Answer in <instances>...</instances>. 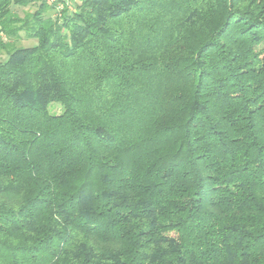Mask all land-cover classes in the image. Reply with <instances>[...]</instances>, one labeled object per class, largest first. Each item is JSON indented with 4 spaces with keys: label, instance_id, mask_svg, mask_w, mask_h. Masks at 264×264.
<instances>
[{
    "label": "trees",
    "instance_id": "1",
    "mask_svg": "<svg viewBox=\"0 0 264 264\" xmlns=\"http://www.w3.org/2000/svg\"><path fill=\"white\" fill-rule=\"evenodd\" d=\"M0 49V264H264V0H0Z\"/></svg>",
    "mask_w": 264,
    "mask_h": 264
},
{
    "label": "rangeland",
    "instance_id": "2",
    "mask_svg": "<svg viewBox=\"0 0 264 264\" xmlns=\"http://www.w3.org/2000/svg\"><path fill=\"white\" fill-rule=\"evenodd\" d=\"M15 10L16 12H18L20 16H23V13L27 12L29 9L28 8H25V9L15 8ZM19 34H20V38L18 40L12 39L10 41L12 43V46L30 47L36 43L35 40L27 39L23 32H20ZM6 58H7L6 51L0 49V61H4ZM50 112L58 115L61 113V108L58 105H52L50 106Z\"/></svg>",
    "mask_w": 264,
    "mask_h": 264
},
{
    "label": "built area",
    "instance_id": "3",
    "mask_svg": "<svg viewBox=\"0 0 264 264\" xmlns=\"http://www.w3.org/2000/svg\"><path fill=\"white\" fill-rule=\"evenodd\" d=\"M42 2H45L49 4L50 6H53L56 12L67 9L69 11H72L74 8V3L76 0H41Z\"/></svg>",
    "mask_w": 264,
    "mask_h": 264
}]
</instances>
